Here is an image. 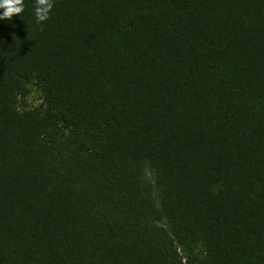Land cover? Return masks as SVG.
Wrapping results in <instances>:
<instances>
[{"label": "trees", "instance_id": "1", "mask_svg": "<svg viewBox=\"0 0 264 264\" xmlns=\"http://www.w3.org/2000/svg\"><path fill=\"white\" fill-rule=\"evenodd\" d=\"M0 264H264V0H0Z\"/></svg>", "mask_w": 264, "mask_h": 264}, {"label": "rangeland", "instance_id": "2", "mask_svg": "<svg viewBox=\"0 0 264 264\" xmlns=\"http://www.w3.org/2000/svg\"><path fill=\"white\" fill-rule=\"evenodd\" d=\"M25 101L27 102L28 106L38 105L41 101V95L39 91L35 87H32Z\"/></svg>", "mask_w": 264, "mask_h": 264}]
</instances>
